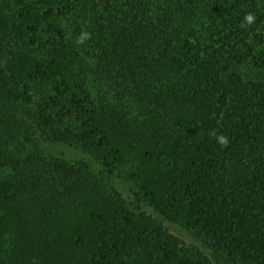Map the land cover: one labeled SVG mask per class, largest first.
I'll use <instances>...</instances> for the list:
<instances>
[{
	"label": "trees",
	"instance_id": "16d2710c",
	"mask_svg": "<svg viewBox=\"0 0 264 264\" xmlns=\"http://www.w3.org/2000/svg\"><path fill=\"white\" fill-rule=\"evenodd\" d=\"M0 194V264H264V0H0Z\"/></svg>",
	"mask_w": 264,
	"mask_h": 264
},
{
	"label": "rangeland",
	"instance_id": "374dc122",
	"mask_svg": "<svg viewBox=\"0 0 264 264\" xmlns=\"http://www.w3.org/2000/svg\"><path fill=\"white\" fill-rule=\"evenodd\" d=\"M54 148H56V150L59 153H65L68 155H77V151L74 150L73 148L67 147V146H63V145H59V146H53ZM115 183L117 184L118 188L123 192V194L128 198L129 194H130V190H129V185L128 183L122 179V177L120 178H115ZM129 199V198H128ZM131 201V199H129ZM0 208H5V201H4V194H0ZM147 212L157 216V212H155L154 210L145 207ZM5 215V214H4ZM0 231H7L9 233V236L6 237L5 239V243L4 244H8L11 242L12 243V233H13V228L12 225H10V223L7 224L6 221V217L5 216H0ZM166 225L169 227V229L174 232L175 234L179 235L180 237H182L183 239H185L187 242L190 243H197L196 238L194 237V235H192L191 233H189L188 231H186L185 229H183L181 226L171 223V222H165ZM7 245V246H8Z\"/></svg>",
	"mask_w": 264,
	"mask_h": 264
},
{
	"label": "clouds",
	"instance_id": "9594fccd",
	"mask_svg": "<svg viewBox=\"0 0 264 264\" xmlns=\"http://www.w3.org/2000/svg\"><path fill=\"white\" fill-rule=\"evenodd\" d=\"M255 20H256V17H255V15L253 13H246L245 16H244V23H242V26H244L245 23L247 25H251V24H253L255 22ZM89 38H90V33L82 31L81 35L77 38V42L80 43V44H83ZM210 134H215V133L213 132V133H210ZM217 141L221 145H225V146L228 143L227 137L222 135V134L217 137Z\"/></svg>",
	"mask_w": 264,
	"mask_h": 264
}]
</instances>
